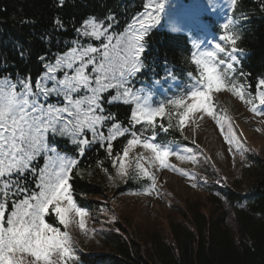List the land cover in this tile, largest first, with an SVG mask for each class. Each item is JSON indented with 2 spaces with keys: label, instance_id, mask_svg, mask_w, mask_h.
Listing matches in <instances>:
<instances>
[{
  "label": "snow or ice",
  "instance_id": "1",
  "mask_svg": "<svg viewBox=\"0 0 264 264\" xmlns=\"http://www.w3.org/2000/svg\"><path fill=\"white\" fill-rule=\"evenodd\" d=\"M64 4L65 0H58V6ZM162 6L159 0H148L122 31L115 30L119 20L112 12L102 18L73 19L71 29L62 18H54L51 27L39 34L34 20H21L33 30L27 40H13L11 45L35 73L18 69L0 56V264H76V242L70 231L46 222V216L54 213L65 229H86L88 212L74 200L71 181L74 173L81 175L80 160L95 146L105 149L122 179L129 175L151 179L144 189L150 194L156 178L142 161L171 167L167 158L184 159L182 151L194 159L191 149L177 146L173 151L155 142L157 117L167 115L168 127H173L175 111L179 117L175 126L182 129L192 113L213 115L211 94L222 88L242 100L251 97L253 111H261L255 101L264 106V78L258 80L255 96L237 81L238 72L240 78L245 74L235 66L242 50L236 47L240 37L232 29L238 21L232 15L221 26L225 34L211 50L197 48L191 53L199 76L187 74L189 90L156 107L149 105L148 97L132 81L143 68L145 37L159 20ZM236 6L237 0H230V13ZM69 30L70 38L65 35ZM115 104L130 106L127 126L110 110ZM216 122L225 127L221 119ZM160 128L168 131L163 125ZM125 135L131 138L123 154L113 156V142ZM225 139L243 154L231 123H227ZM137 145L149 154L130 157Z\"/></svg>",
  "mask_w": 264,
  "mask_h": 264
},
{
  "label": "trees",
  "instance_id": "2",
  "mask_svg": "<svg viewBox=\"0 0 264 264\" xmlns=\"http://www.w3.org/2000/svg\"><path fill=\"white\" fill-rule=\"evenodd\" d=\"M147 1L65 0L61 7L58 0H0V56H6L18 69L35 73L31 63L21 61L11 45L13 40H27L33 30L21 20H34L39 34L51 27L54 18H62L71 29L73 19L82 21L90 15L102 18L112 12L119 20L115 30L122 31ZM262 4L264 0H237L232 12L238 21L233 29L240 37L236 47L242 50L237 53L238 69L245 76L240 78L239 72L236 75L253 96L258 80L264 78ZM65 35L70 38L71 30ZM227 47L230 50L233 46ZM191 52L185 33L154 25L145 37L143 68L135 79L160 82L173 94L187 91V74H198ZM110 110L127 126L130 106L115 104ZM178 119L173 111L174 126L168 127L167 115L157 117L156 140L160 144L191 145L200 152L185 170L180 168L191 177L195 195L181 199L173 193L166 209L157 211L153 219L144 222L138 215L133 217L116 198L143 192L151 180L132 175L122 179L105 149L95 146L80 160L81 175L74 173L71 181L74 200L88 212L84 237L76 239L70 234L76 242V264H264V155L246 141L243 154H235V175H225L207 150L203 154L175 126ZM160 125L168 131L161 130ZM135 130L139 134L140 125ZM130 138L125 135L113 142V156L123 154ZM46 221L67 230L59 225L54 213L46 216Z\"/></svg>",
  "mask_w": 264,
  "mask_h": 264
},
{
  "label": "rangeland",
  "instance_id": "3",
  "mask_svg": "<svg viewBox=\"0 0 264 264\" xmlns=\"http://www.w3.org/2000/svg\"><path fill=\"white\" fill-rule=\"evenodd\" d=\"M159 2L163 6L157 23L164 20V25L167 29L187 33L191 38L194 51L197 48L201 51L211 50L207 44V37L204 36L201 29V26H204L201 15L208 18H210L208 14L211 15L217 26L218 31H215L225 34L221 26L230 16V0H159ZM192 14H194L196 19L193 18ZM205 27L209 30L211 29L209 26ZM142 94L148 97L149 105L152 107L172 99V97H166L165 95L162 99H156L149 93L145 92ZM211 96L222 102L225 109L219 112L211 101L213 115L202 111L190 114L182 128L183 133L187 138L196 142L201 149H206L218 164V167L222 168L225 175L234 176L235 171L238 169V167L234 166L235 154H241V152L236 145L225 139L227 123H231L233 132L243 151L246 141H251L258 151L264 155V106L259 105L257 99L255 104L261 111L259 113L253 111V104L248 102L251 99L250 97L246 96L242 100L226 88H222L219 91L214 90ZM217 118L225 122L224 128L217 124ZM177 146L181 149H191V156L194 158L200 153L188 145ZM177 146L170 145L173 151H176ZM140 153L149 154L141 146L137 145L129 155L134 157ZM180 155L185 158L181 159L177 155H170L167 158V164L171 165V167H160L158 162L152 164L142 161L151 175L155 176V187L150 194L143 191L139 194L119 195L116 200L126 210L130 209L133 217L140 216L145 222L146 220L144 219H153L157 211L162 212V210L166 209L167 202L169 198H172L173 193L181 199L195 195L191 177L184 175L180 169L184 168L185 170L191 164L193 158H190L189 153L183 151ZM67 230L76 239L84 237L83 231L78 226L70 227ZM85 240L87 243L90 242V239Z\"/></svg>",
  "mask_w": 264,
  "mask_h": 264
}]
</instances>
